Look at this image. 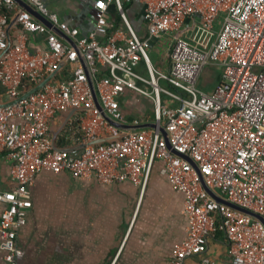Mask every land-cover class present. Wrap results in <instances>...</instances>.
I'll list each match as a JSON object with an SVG mask.
<instances>
[{
    "label": "built area",
    "instance_id": "obj_1",
    "mask_svg": "<svg viewBox=\"0 0 264 264\" xmlns=\"http://www.w3.org/2000/svg\"><path fill=\"white\" fill-rule=\"evenodd\" d=\"M27 1L74 37L75 46L27 9L16 8L14 0H0V86L8 101L60 61L68 72L0 105V152L12 158L16 182L12 190L0 192L3 264H18L17 230L26 221L29 188L39 171H65L103 184L130 181L144 189L156 160L159 172L183 194L184 237L171 264L204 253L217 231L227 241L230 264H264V224L215 200L203 187L264 218V0H140L144 38L128 21L125 0H95V22L86 34L59 20L42 0ZM111 3L125 30L107 18ZM10 13L17 31L9 40ZM30 32L45 35L43 48L30 49ZM163 34L169 42L168 69L155 67L148 53L151 39ZM140 62L146 75L137 70ZM207 65L219 70L211 91L198 85ZM24 82L29 84L25 90ZM125 90L151 102L148 117L141 113L124 121L118 97ZM64 112L70 115L61 133L70 141L66 146L58 144L60 135L51 128L52 119ZM103 112L125 123L156 125L122 129ZM201 264L213 263L204 257Z\"/></svg>",
    "mask_w": 264,
    "mask_h": 264
},
{
    "label": "crops",
    "instance_id": "obj_2",
    "mask_svg": "<svg viewBox=\"0 0 264 264\" xmlns=\"http://www.w3.org/2000/svg\"><path fill=\"white\" fill-rule=\"evenodd\" d=\"M14 1L16 8H24L23 3H28ZM42 1L59 20L76 27L79 34H86L94 25L95 0ZM124 11L137 35L146 37L141 1L125 0ZM106 14L116 28L125 30L123 22L117 20L120 14L113 3L108 5ZM16 31L11 18L7 26L9 40ZM69 37L75 42L74 37ZM44 40L42 33L28 35L32 51L43 48ZM168 47V36L164 34L151 39L148 49L160 54L156 61L150 57L155 67L168 69ZM142 67L145 69L140 62L137 70L140 72ZM135 95L125 90L118 97L123 111L130 120L141 113L148 117L149 113H143L141 108L136 110ZM7 101L0 86V104ZM69 119V113L64 112L51 121L52 131L60 135L57 142L62 146L70 144L61 137ZM11 165L12 158L0 152V192L10 191L16 184L10 173ZM160 165V160L154 162L144 189L130 181L103 184L65 171H39L29 188L31 206L26 221L17 230L16 242L22 250L18 264H171L174 248L184 237L186 219L182 213L183 194L159 172ZM3 206L0 202V210ZM226 248L223 233L217 231L209 238L205 252L186 258L185 264H201L204 257L213 264H230ZM0 264H3L1 248Z\"/></svg>",
    "mask_w": 264,
    "mask_h": 264
},
{
    "label": "water",
    "instance_id": "obj_3",
    "mask_svg": "<svg viewBox=\"0 0 264 264\" xmlns=\"http://www.w3.org/2000/svg\"><path fill=\"white\" fill-rule=\"evenodd\" d=\"M23 7L26 8L28 11L32 12L33 14H35L36 18L42 20L47 26H49L53 30H55L56 33L64 41L70 42L72 44V46H75V42L64 31H62L60 28H58L56 25H54L51 21H49L45 16H43L37 10L32 8L31 5H29L28 3H23ZM79 57H80V59L82 61V64H83V66L85 68V71L87 73V77H88V80H89V83H90V86H91L92 93H93V95L95 97V90H94V86H93V80H92L91 76L89 75V72H88V69H87V66H86V62H85L84 58L82 57V55L80 53H79ZM64 66H65V62L64 61H60L58 63V65L55 67V69L53 71H51L49 74H47L40 82H38L37 84H35V85L31 86L30 88H28L26 91L21 93L17 98L9 100V101H7V102H5L3 104H0V105H7V104H10V103H13L17 99L22 98V97H26L28 94H30V93L34 92L35 90L41 88L45 83H47L48 81H50L53 78H55L57 76L58 72H60L64 68ZM95 100H96V97H95ZM96 102H97V100H96ZM97 104L99 105V103H97ZM104 115L111 123H113L114 125H116L119 128H122V129L139 128V127H145V126L155 127V125H156L154 122H142V123H139V124L125 123V122H121V121L113 119L112 117H110L106 113H104ZM160 130H161V132L163 134H165V132H164V130H163V128L161 126H160ZM102 139H103V137L98 138V140H102ZM189 161L195 166V163L191 159H189ZM203 187L211 194V196L215 200L223 202V203H225V204H227V205H229V206H231V207H233L235 209L241 210V211L251 215L252 217L260 220L264 224V218L260 214H258L257 212H254V211H252L250 209L244 208V207H242L240 205H237V204L227 200L226 198L218 195L216 192L211 190L204 183H203Z\"/></svg>",
    "mask_w": 264,
    "mask_h": 264
},
{
    "label": "rangeland",
    "instance_id": "obj_4",
    "mask_svg": "<svg viewBox=\"0 0 264 264\" xmlns=\"http://www.w3.org/2000/svg\"><path fill=\"white\" fill-rule=\"evenodd\" d=\"M222 13H219L214 21V26L217 28L222 20ZM148 53L153 61H156L159 59L160 54L157 52H153L150 49H148ZM140 72L146 75L145 69L139 68ZM219 72L218 68L215 65H207L204 70L201 72L199 78H198V85L204 89L205 91H211L215 85L216 82V75ZM134 100H136L134 103H136L137 109H140L143 111V113H151L152 104L151 102L144 96H140L139 94H136L134 96ZM135 109V107H134ZM72 189V186H71Z\"/></svg>",
    "mask_w": 264,
    "mask_h": 264
},
{
    "label": "trees",
    "instance_id": "obj_5",
    "mask_svg": "<svg viewBox=\"0 0 264 264\" xmlns=\"http://www.w3.org/2000/svg\"><path fill=\"white\" fill-rule=\"evenodd\" d=\"M10 15V17H11V13L9 14ZM117 20H121V17H120V15L119 16H117ZM66 61V60H65ZM68 72L66 71V70H62L61 72H60V74L57 76V78H62V77H64V76H66V74H67ZM217 77H218V73H217V75H216V80H217ZM29 87V84H27L26 82H24L23 84H22V89L23 90H25L26 88H28ZM172 89H174V90H177L176 88H174V87H171ZM61 114H63V113H60V115ZM130 120V116H128L127 114H125V116H124V121H129Z\"/></svg>",
    "mask_w": 264,
    "mask_h": 264
}]
</instances>
